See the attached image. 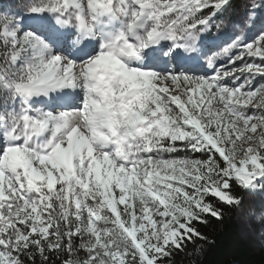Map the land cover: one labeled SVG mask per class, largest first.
Segmentation results:
<instances>
[{
	"label": "snow or ice",
	"instance_id": "obj_1",
	"mask_svg": "<svg viewBox=\"0 0 264 264\" xmlns=\"http://www.w3.org/2000/svg\"><path fill=\"white\" fill-rule=\"evenodd\" d=\"M226 220L264 264V0H0V264H204Z\"/></svg>",
	"mask_w": 264,
	"mask_h": 264
},
{
	"label": "trees",
	"instance_id": "obj_2",
	"mask_svg": "<svg viewBox=\"0 0 264 264\" xmlns=\"http://www.w3.org/2000/svg\"><path fill=\"white\" fill-rule=\"evenodd\" d=\"M225 231L220 236L221 242H229L230 248L213 250L204 264H223L225 259L235 260L237 264H260V255L245 238L240 235V229L234 221H225Z\"/></svg>",
	"mask_w": 264,
	"mask_h": 264
},
{
	"label": "rangeland",
	"instance_id": "obj_3",
	"mask_svg": "<svg viewBox=\"0 0 264 264\" xmlns=\"http://www.w3.org/2000/svg\"><path fill=\"white\" fill-rule=\"evenodd\" d=\"M247 240V239H246ZM248 241V240H247ZM249 242V241H248ZM250 243V242H249ZM255 249H257L253 244H251ZM258 250V249H257Z\"/></svg>",
	"mask_w": 264,
	"mask_h": 264
}]
</instances>
